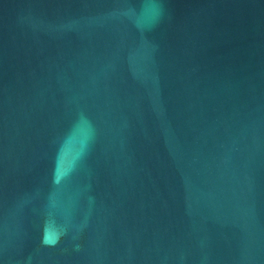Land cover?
<instances>
[{
  "label": "water",
  "instance_id": "95a60500",
  "mask_svg": "<svg viewBox=\"0 0 264 264\" xmlns=\"http://www.w3.org/2000/svg\"><path fill=\"white\" fill-rule=\"evenodd\" d=\"M0 264H264V0H0Z\"/></svg>",
  "mask_w": 264,
  "mask_h": 264
}]
</instances>
